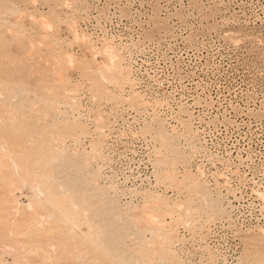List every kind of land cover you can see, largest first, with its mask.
I'll return each mask as SVG.
<instances>
[{"label":"rangeland","instance_id":"obj_1","mask_svg":"<svg viewBox=\"0 0 264 264\" xmlns=\"http://www.w3.org/2000/svg\"><path fill=\"white\" fill-rule=\"evenodd\" d=\"M0 264H264V0H0Z\"/></svg>","mask_w":264,"mask_h":264},{"label":"bare ground","instance_id":"obj_2","mask_svg":"<svg viewBox=\"0 0 264 264\" xmlns=\"http://www.w3.org/2000/svg\"><path fill=\"white\" fill-rule=\"evenodd\" d=\"M150 218H151V217H150ZM150 218H149V219H150ZM152 219H153V218H152ZM149 221H150V220H149ZM152 221H153V220H151L150 222H152Z\"/></svg>","mask_w":264,"mask_h":264}]
</instances>
